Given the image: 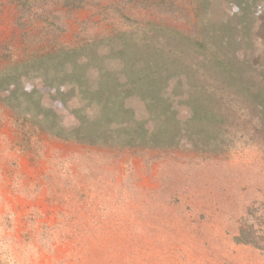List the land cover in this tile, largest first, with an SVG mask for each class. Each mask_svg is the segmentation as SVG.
<instances>
[{"label": "rangeland", "instance_id": "rangeland-1", "mask_svg": "<svg viewBox=\"0 0 264 264\" xmlns=\"http://www.w3.org/2000/svg\"><path fill=\"white\" fill-rule=\"evenodd\" d=\"M204 3L203 27L233 41L224 58L242 67L255 92L264 94V0L246 10L232 0ZM99 4L101 12L64 3L55 11L49 7V33L70 47L65 67L78 60L90 85L110 82L112 90L117 78L131 85L135 73H154L162 105L171 110L151 112L140 93L130 97L134 92L127 89L129 99L118 104V115L85 103L87 116L102 118L111 133L132 124L147 140L143 147L123 149L135 142L127 137L100 144L45 137L35 151H26L0 104V264H264L259 109L245 103L234 112L237 120L245 115L242 121L217 117L212 126H196L197 99H212L203 79L217 85L223 77L209 69V52L169 25L124 19L111 9L113 2ZM20 15L16 4L0 0V55L4 48L8 55L24 50L23 30L30 28ZM249 35L253 46L245 43ZM46 73H31L26 84L42 86L47 113L64 127L86 120L90 129L93 120L75 115L71 77L62 74L56 81ZM172 116L180 120L182 136L161 152L149 134ZM209 129L216 134L214 145ZM240 227L252 242L235 239Z\"/></svg>", "mask_w": 264, "mask_h": 264}, {"label": "trees", "instance_id": "trees-1", "mask_svg": "<svg viewBox=\"0 0 264 264\" xmlns=\"http://www.w3.org/2000/svg\"><path fill=\"white\" fill-rule=\"evenodd\" d=\"M9 1L18 7L21 14L22 26H24L25 21V23L28 22L30 28L29 30H23V51L16 52V50H13L10 53L11 55H8L7 48H4L3 53L0 55V104L2 110L7 112L9 120L17 132L18 143L21 149L35 151L39 147L38 143L40 144L45 137L67 142L73 139L78 141L90 140V143L93 144L104 143V140H109L108 142L112 140L122 142L124 139L122 137H127L130 141L135 142L126 144L123 146V149L143 147L147 141L144 139L143 132L135 131L136 128L131 124L121 125L115 132L111 133L112 130L109 132L106 130L108 128L103 126L102 118L97 119L98 117L96 116H87L89 106L87 108L86 104L94 105L100 103L104 107V114L118 115L120 113L118 111V104L126 105L129 99L126 95H123V91L128 89V92H134V95L130 97L140 93V100L146 107H149L151 112H157L158 110L164 111V113L169 112L171 110L170 106L162 105L165 100L161 96V90L159 92L158 84L156 83L159 81V78L152 77L154 73L149 76L142 70L138 72L139 75L135 73L132 76L133 82L131 83L133 84L131 85L127 82H121L120 78H117L114 80V82L117 81V84L113 90L108 87L110 82L106 86L101 84L93 87L85 79L84 67L77 59L78 63L76 61L74 67H65V55H67L70 47L62 44L57 37L51 36L53 31L49 33L48 26L45 24L47 22L45 16L49 14L51 8H54L55 11L61 3L79 10L86 7L98 8L102 0H51L48 2H43V0ZM109 1L114 3V7L111 5H108V7H113L111 9L118 12L124 19L129 17L148 18L143 22H147V24H151L157 28L160 25H169L168 28L176 30L184 39L209 52L211 56L210 60H208L209 69L221 75L223 74V77L219 75L220 79L217 85L215 83L212 85L209 82V78L203 79V84L210 89L209 94L212 96V99H197V107L192 117L193 124L200 126V128H207L212 122H215L217 117H225V119L231 117L235 122L242 121L245 115L241 114L243 117L237 120L234 112L238 107L246 103L250 107L251 105H255L259 109L257 121L261 130H263L262 133H264V100L263 102H259L264 97V94L255 92L251 87L254 83L251 80L249 81L247 76L244 75L245 71L242 72V67L235 64L230 65V62L226 61L227 58H224L223 55L229 51L233 41L230 42V38H225L224 35L208 32L203 27L205 23L200 18L201 9L205 6L204 1L206 0ZM232 1L239 8L241 7V9L245 5L243 10H246L250 4L252 5L259 0ZM207 3L209 5L210 0H207ZM98 11L101 12L100 9ZM246 13V17L249 16L248 12ZM42 33L44 36L49 33L47 40L45 39L46 36L44 38L39 36ZM245 39L246 45H254V40L251 35ZM212 55L214 56V60L216 59L218 61V66L214 60L212 61ZM39 71L47 72L46 76H52L56 81H58L57 78H61L62 74H64L63 76L71 77V81H68H70L69 87L72 88V92L74 93L72 99L77 104L75 115L82 113L87 118H90V120H93L91 121L93 125L90 129L86 120H81L82 122L73 128L64 127L58 122L55 116L52 117L47 113L43 104L44 93L42 86L34 85L29 87L26 84L29 75ZM126 72L125 78H129L130 76L126 75ZM225 72H227L226 75ZM80 82L82 83L80 84ZM163 109H166V111ZM249 109L247 107V111ZM223 111L224 113H222ZM180 123V120L172 116L168 122L161 125L156 133L150 132L149 138L152 139L150 142L154 143L155 147L159 148L161 152L170 151V148L180 142V137L182 136ZM209 130H211L212 135L210 143L214 145V136L216 134L212 133V129ZM162 136L163 138H161ZM245 234L244 228L240 227L235 239L244 243L252 242L250 238H245Z\"/></svg>", "mask_w": 264, "mask_h": 264}]
</instances>
